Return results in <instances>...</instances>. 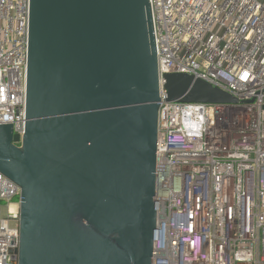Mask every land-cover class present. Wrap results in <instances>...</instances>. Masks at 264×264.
I'll return each mask as SVG.
<instances>
[{
  "label": "water",
  "instance_id": "95a60500",
  "mask_svg": "<svg viewBox=\"0 0 264 264\" xmlns=\"http://www.w3.org/2000/svg\"><path fill=\"white\" fill-rule=\"evenodd\" d=\"M163 78L167 101L238 102ZM159 101L149 0H30L19 145L0 124V173L20 189L15 264H152Z\"/></svg>",
  "mask_w": 264,
  "mask_h": 264
},
{
  "label": "built area",
  "instance_id": "2783aa9c",
  "mask_svg": "<svg viewBox=\"0 0 264 264\" xmlns=\"http://www.w3.org/2000/svg\"><path fill=\"white\" fill-rule=\"evenodd\" d=\"M149 4L160 86L152 264H264V0ZM29 14L30 0H0V124L12 123L16 145ZM166 73L193 75L238 102L167 101ZM19 194L0 173V264H15Z\"/></svg>",
  "mask_w": 264,
  "mask_h": 264
},
{
  "label": "rangeland",
  "instance_id": "374dc122",
  "mask_svg": "<svg viewBox=\"0 0 264 264\" xmlns=\"http://www.w3.org/2000/svg\"><path fill=\"white\" fill-rule=\"evenodd\" d=\"M179 53H180V54H182V52H181V51H180ZM1 211H2V214H3V213H4V208H2V209H1Z\"/></svg>",
  "mask_w": 264,
  "mask_h": 264
}]
</instances>
